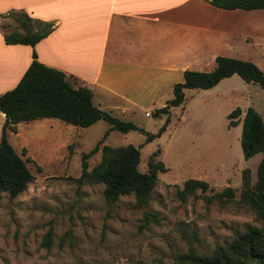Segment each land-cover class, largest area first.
Here are the masks:
<instances>
[{"label":"rangeland","instance_id":"obj_1","mask_svg":"<svg viewBox=\"0 0 264 264\" xmlns=\"http://www.w3.org/2000/svg\"><path fill=\"white\" fill-rule=\"evenodd\" d=\"M228 16L221 21L237 23L244 34L232 35L226 42L234 49L218 54L250 61L264 72V9ZM23 18L20 13L0 15L2 34L24 33L18 21ZM213 68L211 63L195 70ZM170 82L181 80L159 79L148 95L133 97L141 100V107L126 115L110 112L141 130L122 133L104 120L77 127L40 118L7 132L15 151L28 157L34 178L15 197L0 193V264H185L179 255H209L237 233L264 227V220L240 202L242 171L249 169L253 185L262 158V153L243 158L241 120L252 106L264 121V90L237 74L208 89L186 88L185 101L169 109V122L156 135L167 116L153 111L172 98ZM236 107L243 113L229 127L227 114ZM3 120L0 112V136ZM148 135L155 136L147 140ZM96 144L97 151L87 158L88 170L99 162L103 145L138 147L141 172L147 171L150 158L164 163L166 171L158 173L146 206H136L133 194L108 203L103 183L78 180L82 155ZM189 178L207 181L211 190L179 196L177 190ZM227 187L233 189L232 200L212 197ZM147 213L154 217L145 220Z\"/></svg>","mask_w":264,"mask_h":264},{"label":"crops","instance_id":"obj_2","mask_svg":"<svg viewBox=\"0 0 264 264\" xmlns=\"http://www.w3.org/2000/svg\"><path fill=\"white\" fill-rule=\"evenodd\" d=\"M12 10L51 22L52 30L30 46L6 44L0 29V94L18 83L34 51L39 62L89 88L96 107L116 115L141 107L133 97L148 95L159 79L182 82L184 70L215 68L220 49L235 47L226 41L244 34L222 16L249 11L208 0H0V15Z\"/></svg>","mask_w":264,"mask_h":264},{"label":"trees","instance_id":"obj_3","mask_svg":"<svg viewBox=\"0 0 264 264\" xmlns=\"http://www.w3.org/2000/svg\"><path fill=\"white\" fill-rule=\"evenodd\" d=\"M214 6L246 10L264 8V0H208ZM10 13H20L23 19H17L24 33L3 32L6 44H26L34 46L46 37L52 30V23L30 16L22 10H12ZM36 29H32L33 26ZM216 66L211 71L184 70L183 81L177 82L172 88V98L166 104L153 111V115L165 114V123L156 135L165 130L169 122V109L181 105L185 101V88L208 89L220 80L237 74L247 83L257 84L264 90V72L254 63L238 58L216 56ZM68 78L77 80L72 75L46 66L37 60L32 52V61L21 76L18 83L10 90L0 94V112L4 114L0 136V193L7 192L15 197L27 188L34 176L27 166V160L19 155L8 141L7 132H15L19 122L40 118H58L65 123L77 127H88L104 120L111 130L126 133L130 130H141L133 122L123 120L108 111L96 107L92 101V91L82 85H74ZM243 111L240 107L232 109L227 114L228 126H236ZM155 135H148L150 140ZM240 146L245 160L262 153V158L256 169V181L250 183L249 169L242 171L240 202L253 210L264 220V121L255 108L249 106L244 111L241 120ZM96 144L88 153L82 155L81 176L78 180L103 183V194L108 203L115 202L118 197L133 194L136 206L148 204L151 192L158 180V173L166 171L164 163L150 158L147 171L138 169L140 162L139 148L127 144L111 147L103 145L99 162L88 170L87 158L97 151ZM206 192L211 190L207 181L189 178L183 187L177 190L179 196L194 195L196 190ZM232 200L234 196L231 187L213 193L214 198ZM154 217L146 214L145 220ZM185 264H264V227H249L242 233H237L224 245L216 246L209 255L196 254L191 251L178 256Z\"/></svg>","mask_w":264,"mask_h":264}]
</instances>
